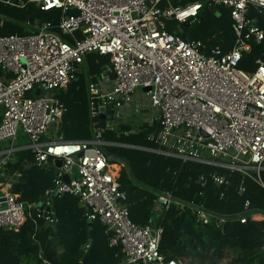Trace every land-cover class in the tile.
Here are the masks:
<instances>
[{"label": "built area", "instance_id": "built-area-1", "mask_svg": "<svg viewBox=\"0 0 264 264\" xmlns=\"http://www.w3.org/2000/svg\"><path fill=\"white\" fill-rule=\"evenodd\" d=\"M0 3L60 12L55 24L36 18L31 23L28 16L24 27H31V33L0 35V229L17 231L26 221L34 230L38 220L55 224L51 204L66 194L77 198L88 222H100L108 245L119 247L117 264H187L185 258H166L160 252V225L138 224L129 218L127 195L119 188L113 163L99 148L117 144L106 142L100 132L119 124L132 125L129 131L135 133L149 129L146 137L155 146L151 150L160 155L211 168L199 175L201 187L207 178L216 187H226V173L236 172L238 193L245 192L246 178L264 190V62L256 59L249 72L238 67L253 45L264 44V28L259 24V17L264 20V0ZM204 5L228 11L234 30L229 49L183 38L167 25L168 20L195 19ZM89 53L106 58L98 72H89L84 64ZM84 66L93 137L65 140L56 133L66 109L56 92L71 87ZM25 150L31 160L23 158V168L43 167L49 158L53 163L61 160L52 185L38 202L20 200L13 191L23 172L10 166ZM249 204L245 199L244 209ZM170 207L189 209L198 223L225 222L200 203L175 199L170 191L157 194L151 205L158 212ZM254 215L238 214L237 220L245 223ZM31 238L37 242L34 234Z\"/></svg>", "mask_w": 264, "mask_h": 264}, {"label": "trees", "instance_id": "trees-1", "mask_svg": "<svg viewBox=\"0 0 264 264\" xmlns=\"http://www.w3.org/2000/svg\"><path fill=\"white\" fill-rule=\"evenodd\" d=\"M215 7L220 11L213 14V19L220 31L218 36L222 38L221 47L229 49L234 39L229 13L223 7ZM22 9L35 10L32 4H27ZM9 10L10 7L0 3V14ZM51 11H45L46 20L53 14ZM21 18L2 21L0 35L31 33V27H24ZM56 22L54 19V24ZM259 24L264 28V20L260 17ZM203 29L192 32L194 38L204 39L207 33ZM180 36L183 37L181 34ZM256 58L264 61L263 43L253 45L238 66L251 68L253 63L255 68ZM96 59L98 63L95 62ZM104 61L105 57L103 59L97 54L89 53L84 64L88 66L89 72H98L99 63ZM78 75L79 87L73 83L60 97L66 108L61 120L65 140L93 137L84 102L86 71ZM131 127L130 124H119L116 129L104 128L100 135L108 143L153 148V142L146 137L148 129L135 133L129 131ZM99 148L111 163L117 161L124 164L118 177L119 188L127 195L129 210L132 206L143 208L142 215L133 218L136 223L162 227L159 250L166 258H185L187 264H216L209 258L213 255L216 259L221 258V250L226 247L236 253L241 263L264 264V218L248 219L245 223L237 220L238 214L261 213L264 216V190L259 186L245 182V192L240 194L237 192L240 174L227 172L229 183L226 187L214 186L209 178L201 187L199 175L207 174L211 168L199 163L180 162L155 153L112 144H103ZM23 158L31 160V153L28 150L19 152L17 163L10 166L11 170L21 169L23 172L13 191L19 194L20 200L38 202L52 185L53 177L49 178L41 166L30 164L23 168ZM151 188L156 189L154 195ZM163 191H170L179 201L200 203L204 210L215 217L225 218V222L217 226L213 221L198 223L189 209L176 207H170L157 221L152 222L153 211L150 208L153 199ZM220 193L223 195L220 196ZM245 199L250 203L247 209L243 207ZM50 211L57 219L55 224L48 225L43 220H38V228L34 230L32 223L26 221L17 231L0 229V264H46L44 260L49 264H117L121 258L119 247L108 245L103 226L98 220L88 222L85 219L84 209L78 205L76 197L65 194L54 198ZM32 234L38 243L31 238ZM87 241L88 247L80 252ZM195 258L200 261L196 262Z\"/></svg>", "mask_w": 264, "mask_h": 264}, {"label": "rangeland", "instance_id": "rangeland-1", "mask_svg": "<svg viewBox=\"0 0 264 264\" xmlns=\"http://www.w3.org/2000/svg\"><path fill=\"white\" fill-rule=\"evenodd\" d=\"M8 7H10V6H8ZM10 8H11V10H9L8 12L6 11V12H3L4 14H0V25H1L2 21L8 22V21H11L13 18H16V17L18 19H20L22 17L21 18V22H23L22 24H24L26 22V19L28 18V16H30V22L31 23H34V21L36 20L34 18H37L39 20H46L45 19L46 13L39 11L37 9L34 10L37 12V15H36L33 10L27 11L26 9H22V8H16V7H10ZM200 10H202V11L200 12V14L198 13L199 15L197 17H195V19H190L187 21L188 22L187 26L183 25V23H177L174 20H168L167 25L169 26V28L177 29V32H179V34H181L184 38H190V39H199V38H194L192 32L199 31V30H201V28H204L203 30H204V32L207 33V35L204 39L202 38L203 40L202 39H200V40H202L206 44V46H208L207 44H211L208 47H212V46H214L213 43H215V42H217V44H215V45L221 44L222 38L218 36L220 31L215 26V21L213 19V14L219 13L220 12L219 9L217 7H214V6L204 5ZM5 13H7V14H5ZM51 13H53L54 15L52 14L49 17V19H47V20L57 19V16L60 15L59 10H55V9H53L51 11ZM38 14H40V15H38ZM34 15H36V16H34ZM41 16H43V17H41ZM4 17H6V18H4ZM75 36L80 37L78 33H75ZM220 46L223 47V44H221ZM100 58L104 59L103 56H100ZM256 59H258V58H256ZM261 61L264 62L263 60H261ZM251 64H252L251 68L250 67H246V68L242 67L241 68L239 66L238 67L249 72V71L253 70V68L255 66V64H253V63H251ZM83 71H86V67H84ZM78 77H79V75H77L76 79L73 82V83H75L76 87H79V85H80V82L77 81ZM56 94L58 97H61L62 94H64V91H62V90L57 91ZM84 102H85V108L87 109L86 98L84 99ZM145 129H147V128H145ZM63 131H64V125H62V122H60L58 124L56 133H57V135L61 136V135H63ZM148 132H149V129H148ZM116 145L129 148V146H125L126 144L117 143ZM130 148H133V149L135 148L138 150L147 151V152H151V153H155L157 155H160L156 151L151 150L153 148L155 149L154 145H153V148H148V147H144V146H133ZM161 156L164 158H171V157H165L163 155H161ZM173 159H175V158H173ZM176 160H179V159H176ZM179 161L183 162L182 160H179ZM185 162H192V161H185ZM112 163H113L112 165L114 166V168L118 174V177H119L120 173H121V169L124 166V164L122 162H117V161H114ZM201 165H203V164H201ZM203 166H205V165H203ZM206 167H208V166H206ZM41 169L45 174L48 175L49 178L53 177L54 173L56 171V167L54 166L53 160L51 158L48 159V162ZM245 182L246 183H253L249 178H246ZM50 183H51V181H50ZM151 191H152V194L154 195L156 189L151 188ZM142 213H143V208H141L139 206L138 207L132 206L129 210V218L133 222L136 223V221L133 218L136 216L139 218L142 215ZM162 213L163 212L153 211L151 213L152 222L157 221L158 217ZM254 214L255 215L253 216L252 220H261L264 218V216L261 213H254ZM85 249L86 248H84V250ZM40 250H39V253H40ZM209 259L211 261H214L216 264H245V263H241L238 261L236 253L231 248H226V247L223 250H221V258L216 259V257L213 255ZM195 260H196V262L200 261L199 259L197 260V258H195ZM193 262H194V260H193Z\"/></svg>", "mask_w": 264, "mask_h": 264}, {"label": "water", "instance_id": "water-1", "mask_svg": "<svg viewBox=\"0 0 264 264\" xmlns=\"http://www.w3.org/2000/svg\"><path fill=\"white\" fill-rule=\"evenodd\" d=\"M183 25L187 26L188 25V22H184ZM35 94H38V90L35 91ZM40 95H44V91H41L40 92ZM106 117L109 119L111 117V115L108 113L106 115ZM101 118H103V115L101 114ZM52 126V124L50 125ZM101 126H103V121H101ZM54 166L57 168V167H60L61 166V160L60 159H56L54 160ZM63 180L64 181H68V178L66 175L63 176ZM86 243L82 245V247L80 248V252H83L84 251V247H85Z\"/></svg>", "mask_w": 264, "mask_h": 264}, {"label": "bare ground", "instance_id": "bare-ground-1", "mask_svg": "<svg viewBox=\"0 0 264 264\" xmlns=\"http://www.w3.org/2000/svg\"><path fill=\"white\" fill-rule=\"evenodd\" d=\"M110 166L114 167L113 165H110Z\"/></svg>", "mask_w": 264, "mask_h": 264}]
</instances>
